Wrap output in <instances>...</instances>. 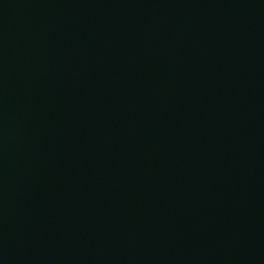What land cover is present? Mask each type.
Listing matches in <instances>:
<instances>
[{"label": "water", "instance_id": "obj_1", "mask_svg": "<svg viewBox=\"0 0 264 264\" xmlns=\"http://www.w3.org/2000/svg\"><path fill=\"white\" fill-rule=\"evenodd\" d=\"M0 264H264V0H0Z\"/></svg>", "mask_w": 264, "mask_h": 264}]
</instances>
